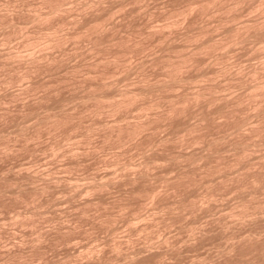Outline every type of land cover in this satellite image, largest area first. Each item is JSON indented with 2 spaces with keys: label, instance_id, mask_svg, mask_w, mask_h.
<instances>
[{
  "label": "rangeland",
  "instance_id": "1",
  "mask_svg": "<svg viewBox=\"0 0 264 264\" xmlns=\"http://www.w3.org/2000/svg\"><path fill=\"white\" fill-rule=\"evenodd\" d=\"M40 1L0 0V19L23 24L14 32L0 20V264H264V129L251 130L264 114L244 85L264 79V43L224 42L229 27L263 17L264 1L63 0L54 22L68 21V37L57 47L45 46L47 24L28 21L48 10ZM191 1L212 6L181 17ZM92 17L101 35L74 37L76 20ZM209 37L221 45L199 52ZM193 51L196 63L178 73L191 79L170 86L167 59ZM206 83L245 100L229 115L218 100L164 117L174 96ZM151 84L166 85L115 110L111 97L89 96ZM233 141L249 144L245 153Z\"/></svg>",
  "mask_w": 264,
  "mask_h": 264
},
{
  "label": "bare ground",
  "instance_id": "2",
  "mask_svg": "<svg viewBox=\"0 0 264 264\" xmlns=\"http://www.w3.org/2000/svg\"><path fill=\"white\" fill-rule=\"evenodd\" d=\"M43 1V3L46 5V4H48V10L47 11H45V10H42V11H45V12H42V11H40L38 8H36V9H38V10H33V11H35V12H32V17L30 18V17H28L30 20H28V21H32V22H35V23H38V24H47L49 27H46V28H48V30L50 29V32H48L49 34H47L46 33V35H48V37L50 36V38H48L47 36V41H46V44H45V46H47V47H49V46H59V45H61L62 44V40H63V38L65 37V35L63 36L62 35V33H60L61 32V28H62V26H63V24H66L67 22H66V20H64V19H62V18H60L61 20L59 21V19H57L56 20V22H54L55 20H54V17L55 16H63L62 14H63V12H65V8H64V6H63V0H42ZM42 1H40V2H42ZM66 1V0H65ZM68 1V0H67ZM99 1V0H98ZM98 1H96V3L98 2ZM205 1V0H204ZM208 1V0H207ZM200 2V4H197L196 2H193V1H191V3H189L187 6H186V8L185 9H179L178 8V10L180 11V13L179 14H181V17H182V15L184 16V14L185 13H187L188 11H190L192 8H193V4L195 3L196 4V7H195V5H194V9H196V8H198V9H200L199 7H205L206 8V3L208 4L209 2ZM240 1L241 0H233L232 1V3H233V5L232 6H234L235 4H238V3H240ZM252 1V0H251ZM264 1V0H263ZM88 2V1H87ZM212 2H214L215 4H217V1L216 0H213ZM219 2V1H218ZM223 2H225V1H223ZM227 2V1H226ZM242 2V1H241ZM259 2V1H258ZM261 2H262V0H261ZM24 3V2H23ZM112 3V2H111ZM6 4V3H5ZM28 4V3H27ZM65 4V3H64ZM72 4V3H71ZM77 4V3H76ZM86 4V3H85ZM88 4V3H87ZM93 4H95L94 2L92 3H89V5H93ZM100 4H101V2H100ZM126 4V3H125ZM143 4V3H142ZM210 4V3H209ZM214 4V5H215ZM230 4V3H229ZM73 5V4H72ZM82 5V4H81ZM95 5H98V4H95ZM140 5V4H139ZM185 5V4H184ZM197 5H200L199 7L197 6ZM211 5V4H210ZM209 5V6H210ZM220 5H221V2H220ZM219 5V8H221V9H227L228 7H229V5H221L220 6ZM231 5V4H230ZM101 6V5H100ZM99 6V7H100ZM212 6V5H211ZM66 7V6H65ZM97 7V6H96ZM95 7V8H96ZM185 7V6H184ZM208 7V6H207ZM216 7V6H215ZM246 7V6H245ZM31 8V7H30ZM71 8V7H70ZM74 8V7H73ZM145 8V7H144ZM205 8H204V11H205ZM218 8V9H219ZM12 9V8H11ZM35 9V8H34ZM98 9V8H97ZM173 9V8H172ZM15 10V9H14ZM70 10V9H69ZM126 10H127V8H126ZM201 10V9H200ZM220 10V9H219ZM260 10V9H259ZM20 11V10H19ZM147 11V10H146ZM243 11V10H242ZM62 12V13H61ZM114 12H117V10L115 11L114 10ZM120 12V11H119ZM162 12V11H161ZM165 12V11H164ZM202 12H203V10H202ZM258 12V11H257ZM34 13V14H33ZM61 13V14H60ZM66 13V12H65ZM97 13V12H96ZM101 13V12H100ZM103 13V12H102ZM172 13V12H171ZM192 13V12H191ZM236 13V12H235ZM262 13V12H261ZM17 14V13H16ZM57 14H60V15H57ZM189 14V13H188ZM187 14V15H188ZM231 14V13H230ZM4 15V14H3ZM9 15V14H8ZM88 15V14H87ZM172 15V14H171ZM68 16V15H67ZM100 16V15H99ZM111 16V15H110ZM161 16V15H160ZM186 16V15H185ZM192 16V15H191ZM209 16V15H208ZM238 16V15H237ZM261 16H263V17H258V18H255L254 20L252 19L251 20V22L249 21H247L246 23H244L243 22V25L242 26H231V27H229L228 28V33L230 34L228 37H227V39L226 40H224V42H244L245 40L247 41V39H249V38H252V37H257L258 39H259V41L260 42H263L264 43V15H261ZM0 17H1V15H0ZM6 17V16H5ZM5 17L3 16V18L2 19H0L1 21L3 20V25H5L6 24V26L8 25V26H14L16 29L14 30V32H18V31H21L22 30V26L21 25H23V24H21V25H19L18 23H16L15 22V20L11 17V18H7V20L5 19ZM7 17H9V16H7ZM101 17V16H100ZM250 17V16H249ZM63 18H65L64 16H63ZM109 18V17H108ZM212 18V17H211ZM73 19V18H72ZM71 19V20H72ZM99 19V18H98ZM98 19L97 18H91V20H89L88 22H86L85 24H82V27H80V23H78V24H80L79 25V27H78V25H76L77 23L76 22H78L77 20H76V22H75V27L77 28H74V29H76V33H75V36L74 37H78V36H85L86 35V37L88 38V36H90L89 38H91V36H98V33H100V35H101V32H103V29H104V27H105V25H104V22L103 23H101V22H99L98 21ZM168 19V18H167ZM186 19H187V17H186ZM228 19V18H227ZM5 20V21H4ZM75 20V19H74ZM81 20V19H80ZM107 20V19H106ZM164 20V19H163ZM0 21V22H1ZM25 21V20H24ZM85 21H87L86 20V18H85ZM172 22H173V20H171ZM72 22H73V24H74V21L72 20ZM167 22H169V21H167ZM221 22V21H220ZM23 23V22H22ZM26 23H27V21H26ZM82 23H84V21L82 22ZM232 23V22H231ZM2 24V23H1ZM18 24V25H17ZM37 24V25H38ZM113 25V24H112ZM229 25V24H228ZM39 26V25H38ZM43 26V25H42ZM70 26V25H69ZM109 26V25H108ZM25 27V26H24ZM172 27V26H171ZM13 28V27H12ZM41 28V27H40ZM79 28V29H78ZM168 28V27H167ZM36 29H38V30H40L39 28H37V27H35V29L33 28L32 30H36ZM107 29V28H106ZM140 29V28H139ZM194 29V28H193ZM227 29V28H226ZM8 30V29H7ZM31 30V29H30ZM38 30H36V32L35 33H37L38 32V34L40 33V34H42L41 32H39ZM79 30V31H78ZM156 30V29H155ZM4 31V30H3ZM6 31V30H5ZM13 31V30H12ZM25 31V30H24ZM27 31V30H26ZM68 31V30H67ZM75 31V30H74ZM108 31V30H107ZM106 31V32H107ZM161 31V30H160ZM73 32V31H72ZM72 32H70V33H72ZM138 32V31H137ZM140 32V31H139ZM44 33H45V31H44ZM69 33V32H68ZM74 33V32H73ZM72 33V34H73ZM142 33H144V32H142ZM148 33H150V32H148ZM189 33V32H188ZM8 34V33H7ZM147 34V33H146ZM155 34V33H154ZM198 34H202V32L201 33H198ZM15 35V34H14ZM32 35V34H31ZM36 35V34H35ZM45 35V34H44ZM62 35V36H61ZM88 35V36H87ZM224 35V34H223ZM21 36V35H20ZM69 36H72V35H69ZM81 36V37H82ZM169 36V35H168ZM200 36V35H199ZM199 36H197L198 38H199ZM7 37V36H6ZM32 37V36H31ZM35 37V36H34ZM29 38L28 36L26 37L27 38V40H25L26 42H25V44L27 45H29V46H32V45H35L37 42H38V39L37 38ZM38 37V36H37ZM68 37V35L65 37V38H67ZM186 37V36H185ZM196 37V36H195ZM206 37V36H205ZM225 37V36H224ZM10 37H8L7 39L6 38H4V40H8ZM43 38H44V36H43ZM76 38H74V39H76ZM257 38H255L256 40H258ZM45 39V38H44ZM112 39V38H111ZM118 39V38H117ZM116 39V40H117ZM165 39V38H164ZM204 39V38H203ZM218 39V38H217ZM225 39V38H224ZM254 39V38H253ZM69 40V39H68ZM129 40V39H128ZM191 40V39H190ZM67 41V40H66ZM71 41V40H70ZM220 41V40H219ZM97 42H98V40H97ZM96 42V43H97ZM221 42V41H220ZM224 42H222V44L224 43ZM117 43V42H116ZM130 43H131V41H130ZM140 43V42H139ZM170 43V42H169ZM245 43H247V42H244V44ZM93 44H95V43H93ZM92 44V45H93ZM174 44V43H173ZM197 44V43H196ZM225 44H227V43H225ZM43 45H44V43H43ZM129 45V44H128ZM219 44L211 37H209V38H207V39H205V40H203V41H201L200 43H199V45L198 46H196V48H197V50H199V52H200V50L201 51H203V49H205V50H207V49H211V50H215V49H217L220 45H221V43H220V45L218 46ZM56 46V47H57ZM100 46V45H99ZM124 46V45H123ZM138 46V45H137ZM261 46V45H260ZM38 47V46H37ZM46 47V48H47ZM76 47H77V45H76ZM93 47V46H92ZM95 47V46H94ZM143 47V46H142ZM183 47V46H182ZM63 48V47H62ZM96 48V47H95ZM114 48H115V46H114ZM137 48V47H136ZM139 48V47H138ZM264 48V47H263ZM28 49H30V47L28 48ZM44 49V48H43ZM43 49L41 50V51H43ZM121 49V48H120ZM190 49V48H189ZM14 50V49H13ZM55 50H57V49H55ZM170 50V49H169ZM195 50V49H194ZM231 50V49H230ZM36 51V50H35ZM103 51V50H102ZM196 51V50H195ZM195 51H193V52H190L189 54L188 53H186V54H184V55H181L179 58H177V60H175L176 58H168L167 59V62H166V66L167 67H169L168 68V70H170V73L173 75V80L172 81H174L173 82V84H169L170 86H173V85H175L176 86V84H180V83H182V81H184L185 80V82H186V79H188L190 76H188L187 78H185L184 76H182L181 74L179 75L178 73H180V70H181V68H183L184 66L183 65H186V63H188V65L189 64H191V62L193 63V61L196 59H194V55H195ZM228 51V50H227ZM21 52V51H20ZM46 52V51H45ZM137 52V51H136ZM207 52V51H206ZM219 52V51H218ZM254 52V51H253ZM262 52V51H261ZM109 53V52H108ZM9 54V53H8ZM19 54V53H18ZM38 54V53H37ZM166 54V53H165ZM179 54V53H178ZM254 54V53H253ZM7 55V54H6ZM48 55V54H47ZM132 55V54H131ZM227 55V54H226ZM11 56V55H10ZM24 56V55H23ZM36 56V55H35ZM222 56V55H221ZM9 57V56H8ZM12 57V56H11ZM121 57V56H120ZM170 57V56H169ZM172 57V56H171ZM15 59V58H14ZM23 59V58H22ZM39 59V58H38ZM55 59V58H54ZM64 59V58H63ZM117 59V58H116ZM157 59V58H156ZM11 60V59H10ZM111 60V59H110ZM113 60V59H112ZM118 60V59H117ZM215 60V59H214ZM30 61V60H29ZM29 61H28V63H29ZM34 61V60H33ZM44 62V61H43ZM116 62V61H115ZM164 62V63H165ZM48 63H49V61H48ZM99 63V62H98ZM104 63V62H103ZM117 63V62H116ZM195 63H196V60H195ZM260 63V62H259ZM20 64V63H19ZM91 64V63H90ZM97 64V63H96ZM106 64V63H105ZM107 64H108V62H107ZM162 64V63H161ZM47 65V64H46ZM163 65V64H162ZM193 65V64H192ZM241 65V64H240ZM245 65V64H244ZM2 66V65H1ZM8 66V65H7ZM35 66V65H34ZM40 66V65H39ZM161 66V65H160ZM33 67V66H32ZM102 67V66H101ZM245 67V66H244ZM257 67V66H256ZM263 68H264V64H263V66H262ZM261 67V68H262ZM38 68V67H37ZM166 68V67H165ZM28 69V68H27ZM39 69V68H38ZM144 69V68H143ZM167 69V68H166ZM186 69V68H185ZM227 69V68H226ZM254 69V68H253ZM258 69V68H257ZM36 70V69H35ZM218 70H220V69H218ZM217 70V71H218ZM94 71V70H93ZM191 71V70H190ZM207 71V70H206ZM221 71H222V69H221ZM224 71V70H223ZM258 71V70H257ZM256 70H254V71H252V73H251V75H252V77L254 76V78H256V77H258V76H256L257 74H259V73H256L257 72ZM260 71V70H259ZM169 72V71H168ZM214 72V71H213ZM229 72V71H228ZM74 73V72H73ZM188 73V72H187ZM218 73V72H217ZM216 73V74H217ZM222 73V72H221ZM170 74V75H171ZM219 74V73H218ZM169 75V76H170ZM202 77L203 76H205V74H200ZM200 75H197V76H194V77H192V78H194V79H196L197 77H199ZM95 76H96V74H95ZM100 76H101V74H100ZM217 76V75H216ZM249 76V75H248ZM262 76V75H261ZM9 77V76H8ZM13 77V76H12ZM98 77V76H97ZM170 78H172V76H170ZM169 78V79H170ZM221 78V77H220ZM250 78V77H249ZM190 79H191V77H190ZM189 79V80H190ZM199 79V78H198ZM207 79V78H206ZM259 79V78H258ZM165 80V79H164ZM164 80H163V82H164ZM200 80V79H199ZM228 80V79H227ZM137 81V80H136ZM144 81V80H143ZM242 81V80H241ZM241 81H239V82H241ZM244 81V80H243ZM242 81V83H244ZM257 82H253L251 85H247V84H244L245 85V87L250 91V93H246V95L248 96L247 98L249 99V97L251 98V99H249V100H253L252 98H254V100L252 101V103L256 106V110L258 111V113H256V114H258L257 116H259V115H262V114H264V79L263 80H261V78L259 79V80H256ZM9 82V81H8ZM103 82V81H102ZM105 82V81H104ZM166 82V81H165ZM169 82V81H168ZM195 82V81H194ZM169 83H171V82H169ZM203 83V82H202ZM209 83V82H208ZM211 83V82H210ZM246 83H251V82H246ZM160 84V83H159ZM159 84H158V86H157V84H156V86H153L152 84H151V86H148V87H144V88H140L139 90H124V91H118V92H116L117 94L119 93V95L121 96V97H123L122 99H120L119 98V100H118V98L117 99H115L116 97H114L115 96V94L114 95H104L103 96V94H101V95H96L95 93V95L93 94V95H89V96H92V97H95V99L96 98H104V97H111V107H112V109H118V108H120L121 106H123V105H125V104H127V103H129V102H132V101H134L135 102V100L139 97V96H141V95H143V94H145V93H147V92H153L154 93V91H159L161 88H163V87H165V85L167 84H162V85H160L159 86ZM205 84V83H204ZM155 85V84H154ZM168 85V86H169ZM206 85H207V83H206ZM242 85V84H241ZM107 86V85H106ZM92 87V86H91ZM142 87V86H141ZM203 87V86H202ZM243 87V86H242ZM201 88V87H200ZM31 89V88H30ZM179 89V88H178ZM244 89V88H243ZM246 89V90H247ZM113 90V89H112ZM219 90H220V87H218L217 85L215 86V83H214V85H212V84H208L207 86H204L203 88H201V89H199V90H197L196 92H193V93H183V94H179V95H177V96H174L175 98L174 99H172L171 100V104L169 105V103H168V108L166 109L167 111L165 112V113H163V115H164V117H165V115H170V116H172L173 114H176V113H178L179 111L180 112H183V110L185 111V108H187L188 107V105H191L192 103H196V104H201V102L203 103V101H206L205 103H207L208 105L209 104H212V103H216V102H219L220 103V101H221V105H219L220 107H219V111L224 115H229V114H232V112H235V110H234V107L236 106V105H238L239 103H243V101L245 100V96L243 95V98H242V95H240L241 97H239V96H237V97H239V98H235L234 97V99H227V98H230V97H227L226 98V96H224L223 94V96H221L220 95V93L221 92H219ZM110 91V90H109ZM192 91V90H191ZM221 91V90H220ZM249 91H247V92H249ZM29 92V91H28ZM104 92V91H103ZM222 92H224V91H222ZM99 93V92H98ZM175 93V92H174ZM243 93V92H242ZM245 93V92H244ZM13 94V93H12ZM89 94V93H88ZM112 94V93H111ZM158 94V93H157ZM249 94V95H248ZM148 95V94H147ZM172 95V94H171ZM239 95V94H238ZM101 96V97H100ZM150 96V95H149ZM163 96H164V94H163ZM83 97H85V96H83ZM255 97H260V99L259 100H255ZM165 98V97H164ZM171 98V97H170ZM233 98V97H232ZM108 100H110V98H107ZM142 99V98H141ZM146 99V98H145ZM100 100H102V99H100ZM99 100V101H100ZM160 100V99H159ZM218 100H220V101H218ZM94 101V100H93ZM105 101V100H104ZM107 101V100H106ZM139 101V100H138ZM166 101V100H165ZM5 102V101H4ZM133 102V103H134ZM155 102V101H154ZM153 102V103H154ZM102 103V102H101ZM100 103V104H101ZM147 104H148V102H146ZM145 102L143 103V105H145L146 104ZM157 105L159 104V105H161L160 103L161 102H158V100H157V102H155ZM246 103H247V101H246ZM96 104V103H95ZM98 104V103H97ZM106 104H107V102H106ZM139 104V103H138ZM152 104V103H151ZM102 105V104H101ZM132 105V104H131ZM149 105H150V102H149ZM154 105V104H153ZM251 105V104H250ZM155 106V105H154ZM154 106H153V108H154ZM162 106V105H161ZM202 107H203V105H201ZM205 106H206V104H205ZM210 106V105H209ZM139 107V106H138ZM144 107V106H143ZM150 107V106H149ZM148 107V108H149ZM254 107V106H253ZM100 108V107H99ZM109 109V108H108ZM155 109V108H154ZM96 110V109H95ZM98 110V109H97ZM105 110V109H104ZM103 110V111H104ZM161 110V109H160ZM164 110V109H163ZM218 110V109H217ZM100 111H102V109L100 110ZM139 111H140V109H139ZM218 111V112H219ZM6 112V111H5ZM90 112V111H89ZM116 112V111H115ZM219 112V113H220ZM207 113V112H206ZM217 113V112H216ZM260 113H262V114H260ZM208 114H209V112H208ZM208 114H206V115H208ZM237 114V113H236ZM55 115V114H54ZM53 115V116H54ZM147 115V114H146ZM162 115V116H163ZM177 115V114H176ZM247 115V114H246ZM52 116V115H51ZM160 116V115H159ZM181 116V115H180ZM204 116H205V114H204ZM211 116V115H210ZM214 116V115H213ZM217 116V115H216ZM262 116H264V115H262ZM44 117V116H43ZM69 117V116H68ZM223 117V116H222ZM156 118V117H155ZM263 118V117H262ZM47 119V118H46ZM180 119V118H179ZM48 120V119H47ZM172 120V119H171ZM185 120V119H184ZM264 120V119H263ZM49 121V120H48ZM218 121V120H217ZM229 121V120H228ZM125 122V121H124ZM157 122V121H156ZM167 122V121H166ZM216 122V121H215ZM60 123V122H59ZM190 123V122H189ZM216 124V123H215ZM263 124L264 123H262V127L260 126V128H257L256 126H254V127H252L251 128V130L253 129L254 131V133L256 132V131H260V132H256V133H261L262 131L261 130H263L264 129V127H263ZM144 124H137L136 125V127H133L134 128V130H137V129H140V128H142V126H143ZM224 125V124H223ZM231 125V124H230ZM237 125H239V124H237ZM236 125V126H237ZM259 125V124H258ZM260 125H261V123H260ZM101 126V125H100ZM150 126H152V125H150ZM240 126V125H239ZM194 127V126H193ZM256 127V128H255ZM259 127V126H258ZM195 128V127H194ZM231 128V127H230ZM237 128H238V126H237ZM91 129V128H90ZM148 129V128H147ZM186 129V128H185ZM115 130V129H114ZM133 130V131H134ZM184 130V129H183ZM188 130V129H187ZM238 130V129H237ZM240 130V129H239ZM185 131V130H184ZM135 132V131H134ZM173 132V131H172ZM196 132V131H195ZM240 132V131H239ZM263 132H264V130H263ZM112 133V132H111ZM181 134V133H180ZM264 134V133H263ZM124 135V134H123ZM140 136V135H139ZM226 136V135H225ZM262 136V135H261ZM206 137V136H205ZM238 139V138H237ZM236 139V140H237ZM240 139V138H239ZM161 140V139H160ZM182 140V139H181ZM250 140V139H249ZM121 141V140H120ZM226 141H227V139H226ZM244 141V140H243ZM242 141V142H243ZM80 142V141H79ZM250 142V141H249ZM211 143V144H210ZM210 143H207V145L208 146H212V142H210ZM231 143H232V141H231ZM254 143V142H253ZM256 143V142H255ZM224 144V143H223ZM247 143H238V142H234L233 141V144H231V145H234V149L236 150H234L235 152H237V150H239L240 152L241 151H244L245 149L247 150V146L249 145V144H247ZM161 145V144H160ZM258 147V146H257ZM210 149V148H209ZM215 149V148H214ZM207 150V149H206ZM245 150V151H246ZM238 151V152H239ZM245 151H244V153H245ZM160 152V151H159ZM207 152V151H206ZM240 152H239V155H240ZM211 153V152H210ZM213 153V152H212ZM250 153V152H249ZM227 154V153H226ZM207 155H208V153H207ZM238 155V156H239ZM243 155V154H242ZM211 156V155H210ZM210 156H208V158L210 157ZM241 156V155H240ZM264 156V155H263ZM204 157V156H203ZM235 157V156H234ZM159 158V157H158ZM114 159V158H113ZM143 160V159H142ZM247 160V159H246ZM175 161V160H174ZM141 163V162H140ZM152 163V162H151ZM247 163V162H246ZM164 165V164H163ZM128 166V165H127ZM149 166V165H148ZM200 166V165H199ZM223 166V165H222ZM221 166V167H222ZM135 167V166H134ZM133 168V167H132ZM242 168V167H241ZM135 169V168H134ZM154 169V168H153ZM125 170V169H124ZM185 170V169H184ZM224 170V169H223ZM124 172V171H123ZM239 172V171H238ZM142 173V172H141ZM153 173V172H152ZM196 176V175H195ZM116 177V176H115ZM182 177V176H181ZM255 177H257V176H255ZM196 178V177H195ZM210 178V177H209ZM142 179V178H141ZM256 179V178H255ZM261 179V178H260ZM106 180V179H105ZM122 180V179H121ZM121 180H119V182L121 181ZM262 180V179H261ZM101 181V180H100ZM141 181V180H140ZM174 181V180H173ZM252 181H254V180H252ZM260 181V180H259ZM259 181H257V182H259ZM263 181V180H262ZM262 181H260L259 182V184H261V182ZM109 182V181H108ZM257 182H255V183H257ZM254 183V182H253ZM264 182H262V184H263ZM190 184V183H189ZM258 184V183H257ZM262 184H261V186H262ZM109 185V184H108ZM255 185V184H254ZM258 186V185H257ZM44 187V186H43ZM255 187V186H254ZM260 187H258L257 189H259ZM156 189V188H155ZM255 189V188H254ZM261 189V188H260ZM250 190H252V189H250ZM42 191V190H41ZM257 191V190H256ZM252 192V191H251ZM250 192V193H251ZM254 192V191H253ZM249 193V192H248ZM251 197V196H250ZM185 199V198H184ZM242 204V203H241ZM245 204V203H244ZM249 210V209H248ZM230 218V217H229ZM244 220V219H243ZM238 222V221H237ZM231 226V225H230ZM251 241V240H250ZM117 247V246H116ZM228 251V250H227Z\"/></svg>",
  "mask_w": 264,
  "mask_h": 264
}]
</instances>
